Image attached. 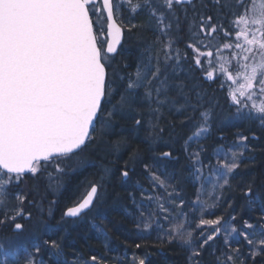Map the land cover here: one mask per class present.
<instances>
[{
	"label": "snow or ice",
	"instance_id": "1",
	"mask_svg": "<svg viewBox=\"0 0 264 264\" xmlns=\"http://www.w3.org/2000/svg\"><path fill=\"white\" fill-rule=\"evenodd\" d=\"M257 145L264 0H0V264H264Z\"/></svg>",
	"mask_w": 264,
	"mask_h": 264
},
{
	"label": "trees",
	"instance_id": "2",
	"mask_svg": "<svg viewBox=\"0 0 264 264\" xmlns=\"http://www.w3.org/2000/svg\"><path fill=\"white\" fill-rule=\"evenodd\" d=\"M217 96L220 100V109H218V119H222L226 122L225 126L228 129L227 135L228 138L231 139V133L235 132L237 128L242 127L243 129H248L250 127H253L251 125H242L238 121H234L232 119V113L229 110L228 104L226 103L224 93L223 92H217ZM221 116H220V114ZM232 125H236V127H233ZM254 128V127H253ZM255 129V128H254ZM262 147V146H261ZM260 147V148H261ZM264 147V146H263ZM251 172H253L257 177L264 178V151L259 150L258 153V159L257 163L254 167L250 169ZM83 176H79L77 174H70L66 178V193L64 196L61 197V204L60 207L57 208V210L54 212V219L50 221V226L53 229H56L58 231H63L64 227H67L68 233H67V239L73 243L74 246L80 247V244H76V239L78 238L81 242H84L88 239L89 236H94V230L90 233L85 231V229H89V225H84L83 228H79L76 224H67V225H58L56 221L59 219L60 211L63 208L64 204L69 202L68 197L71 196L73 190L76 188V185L78 183V180H82ZM115 191H121L122 195H125V193L122 192L121 186L119 184L114 185V188L109 189V198L107 203H112V196L114 195ZM131 207V205H129ZM110 211V210H109ZM111 218V217H110ZM85 222V221H84ZM83 223V222H81ZM31 227V225H29ZM123 227V225H122ZM83 229V230H82ZM0 234H6L11 235V231L9 230H3L0 229ZM92 247L97 249L98 251L103 254V249L100 245L96 244L95 241H92ZM113 252L109 253V258H118L119 255L123 254V250L120 247V243L115 238L113 239L112 244ZM129 252L131 251H140L143 252L144 250H136V249H129ZM148 252V259L150 264H184V253L175 245L172 246H164V247H149L147 249Z\"/></svg>",
	"mask_w": 264,
	"mask_h": 264
},
{
	"label": "bare ground",
	"instance_id": "3",
	"mask_svg": "<svg viewBox=\"0 0 264 264\" xmlns=\"http://www.w3.org/2000/svg\"><path fill=\"white\" fill-rule=\"evenodd\" d=\"M220 114V113H219ZM220 116H221V114H220ZM250 128H252V130H256V129H254L253 127H250ZM263 147L264 145H257V151L255 152V157H256V163H257V159H258V153H259V150H260V147ZM255 163V164H256ZM255 164L252 166V167H254L255 166ZM251 167V168H252ZM192 191V189H189V192H191ZM87 221H85V222H83V223H77V226L81 229V228H83L84 227V225H86V227H87ZM85 228V227H84ZM83 230V229H82ZM88 229L86 228L85 229V231H87ZM88 232V231H87ZM88 233H90V232H88Z\"/></svg>",
	"mask_w": 264,
	"mask_h": 264
},
{
	"label": "rangeland",
	"instance_id": "4",
	"mask_svg": "<svg viewBox=\"0 0 264 264\" xmlns=\"http://www.w3.org/2000/svg\"><path fill=\"white\" fill-rule=\"evenodd\" d=\"M257 2H258V0H257Z\"/></svg>",
	"mask_w": 264,
	"mask_h": 264
}]
</instances>
